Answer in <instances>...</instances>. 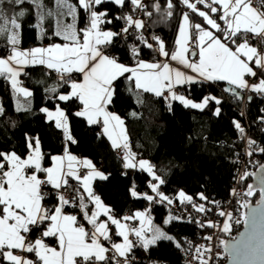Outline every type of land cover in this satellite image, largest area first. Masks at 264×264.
Masks as SVG:
<instances>
[{
    "label": "snow or ice",
    "instance_id": "1",
    "mask_svg": "<svg viewBox=\"0 0 264 264\" xmlns=\"http://www.w3.org/2000/svg\"><path fill=\"white\" fill-rule=\"evenodd\" d=\"M53 2L55 11L48 9L43 0H27L37 10L34 27L39 29L41 38L45 35L46 17L56 16L53 34L61 38L63 43L22 50L19 47L22 26L18 20L26 15V10L21 9L9 16L3 5L7 3L18 7L25 4L26 0H0V36H5L10 46L6 49L7 54L0 52V78L10 82L12 93L17 97L16 111H28L33 96L31 90L22 86L20 77L22 74L27 75L23 69L44 66L54 71L58 74L59 85L47 89L53 94L50 98L62 102L78 101L81 110L74 115L85 118L89 125L102 126V133L111 141L112 148L123 149L124 167H138L157 181L150 183L151 191L156 196L138 193L134 187L131 195L150 202L159 198V202L166 201L172 205L174 200L160 191L165 180L157 175L154 165L148 160L136 159V153L129 144L125 120L109 111L117 91V82L124 77L137 94L151 93L163 98L168 102L169 110L173 101L201 111L210 101L220 105L222 101L215 96H205L202 101L194 102L174 90L178 85H191L200 80L225 81L233 86L225 91L238 99L243 97L237 89L264 96V0H179L191 13L203 18L210 29L201 23H193L189 12H184L175 41L177 48L171 53L166 50L165 42L153 34L150 39L156 42L154 48L144 34L148 25L143 19L135 18L137 12L149 18L153 16L145 0H78L79 7L70 0ZM254 2L258 7L254 6ZM109 4L117 6L119 10L130 6L131 11H121L110 18ZM198 5H203L208 11L201 10ZM175 6L173 0H166L163 11L159 0H154L151 5L165 19L173 16ZM80 10L86 15L82 16ZM210 13L218 14V17L213 18ZM63 17H70L71 22L64 23ZM81 19L83 27H77ZM114 20L123 21L118 30L108 27ZM127 37H133L145 48L170 58L195 75H189L167 62L145 61L140 58L142 49L136 44L130 46V52L136 58L135 66L121 63L117 56L107 50L114 47L118 39ZM193 39L198 52H190L189 44ZM189 53L192 57L198 56V59H190ZM249 78H256L258 82L250 83ZM65 85L68 91L60 92L59 89ZM20 97L26 98V102L22 103ZM247 99L250 102L253 97L249 95ZM4 111L0 105V115ZM40 111L46 114L49 122H54L56 129L62 130L66 141L76 143L65 109L57 104L55 110L43 107ZM260 111L264 113V109ZM214 114L220 116L221 109L216 107ZM259 120L264 123V115ZM233 124L240 133V139H246L248 157H252L255 152L264 153V147L246 137V130L239 121H233ZM28 148L31 153L26 158L16 152H0V264H132L135 248L147 251L160 241H173V236L153 224L149 211H136L131 216L116 218L112 208L105 205L93 188L94 181H106L108 175L98 170L91 160H78L68 150L67 144L63 155L51 156L52 166L49 167L43 166L44 154L39 137L29 138ZM77 165L87 170L86 174L81 175ZM251 175L253 173L244 172L239 177L240 182ZM69 178L75 180L78 186L71 185ZM45 187L53 190L57 201L52 208L44 203L49 195L43 191ZM68 189L75 193L72 199L65 194ZM258 191L257 207L252 208L247 200L243 203L245 209H250L244 213L246 231L231 245L221 241L226 253L231 255L233 264H264V176L260 178ZM232 192L234 194L235 189ZM245 195H256V189L247 186ZM178 199L182 204H192L198 212L209 211L203 204H194L193 197L183 191L178 193ZM200 199L206 201L208 198L201 193ZM89 204L94 206V210L89 208ZM66 207H79L83 219L92 226L91 230L78 222L77 215L67 213ZM218 215L226 217L222 226L207 221L208 227H218L222 232L230 233L233 223L240 222L233 221L232 214L223 210ZM101 216L106 217V220H101ZM182 219L181 216L169 215L164 223ZM133 220L139 221V227L127 223ZM109 222L115 226L114 235L122 238L121 242L113 240ZM204 226L201 224V227ZM32 232L39 233L35 240L29 239L28 234ZM131 236L135 237V241L130 239ZM46 238H54L57 246H50ZM206 239L211 240L212 236ZM103 241L109 242L110 247L105 246ZM175 246L180 248L181 244L176 243ZM16 250L25 255L16 254ZM210 251L204 246L195 249L199 264H209V259L204 257ZM26 254L33 256L29 258Z\"/></svg>",
    "mask_w": 264,
    "mask_h": 264
},
{
    "label": "trees",
    "instance_id": "2",
    "mask_svg": "<svg viewBox=\"0 0 264 264\" xmlns=\"http://www.w3.org/2000/svg\"><path fill=\"white\" fill-rule=\"evenodd\" d=\"M70 2L78 6V0H70ZM145 2L149 4L148 10L153 12V16L147 17L148 27L144 30V34L151 38L153 34L159 33L169 52L176 46L180 19L184 12H189L193 23L206 25L203 18L191 13L179 0H173L176 5L173 16L167 19L151 7L154 0H145ZM43 3L48 9L55 8L53 0H43ZM159 3L163 11L166 0H159ZM203 7V5L199 6V8ZM3 8L6 13L9 12V16L21 9L26 10V15L18 20L22 26L21 46L62 41L53 34L54 16L46 17L45 35L41 38L39 29L34 27L37 22V10L34 5L27 3V0L25 4L18 7L5 3ZM107 8L111 18L113 14L119 15L121 11L128 12L131 7L119 10L117 6L109 4ZM80 12L82 16L86 15L82 10ZM121 25L122 21L114 20L108 27L118 30ZM77 27H83L82 19L77 22ZM129 38L132 44L142 49L140 58L155 59V55L160 57L158 52L145 48L133 37ZM153 45L154 48L157 46L155 41ZM8 47L10 46L7 45L6 37L0 36V52L6 54ZM108 51L117 53L119 60L125 63L136 62L127 44L121 39H118L115 46ZM23 72L27 75H21L22 85L33 92L31 108L28 111H16L10 82L0 78V101L5 110L0 115V152L15 151L25 155L29 150L28 139L39 137L44 154L43 166H47L52 155L61 153L65 149L66 140L62 130L56 129L54 122H49L40 109L55 107L58 104L66 110L71 134L76 140L75 144L68 142L69 151L92 159L108 175L106 181L97 179L95 188L101 199L112 208L114 215L123 217L131 215L137 209L148 208L155 221L163 224L165 230L174 237L173 241H160L147 251L141 248L150 258L158 261L186 264L181 248L186 245V241L195 238L199 222L193 215L189 219L183 218L170 224L163 223L168 214L181 216L184 204H188L180 203L177 196L180 190L192 196L193 203L205 201L200 199L201 193L208 198L206 201H214L230 194L238 169L236 156L242 153L247 143L246 139H240V133L234 127L233 121H240L246 130V137L255 140L258 146L264 147V123L259 120V117L264 115L260 111L264 109V96L249 92L245 99L244 97L238 99L224 90L227 84L225 81H199L191 85H182L185 91L184 96L193 101H199L211 95L222 101L220 105L210 101L209 105L201 111L185 107L179 101H173L169 110L168 102L163 98H157L151 93L137 94L131 83L121 77L117 82V91L109 108L123 117L131 149L139 152L141 157L148 159L154 165L157 175L165 180V184L160 186V191L164 195L171 196L177 206L169 205L166 201L159 202V198L151 202L142 198L138 199L131 195V189L134 187L141 194H145L143 191L146 190V194L152 195L149 185L152 177L146 171L124 167L123 158L112 148L99 126L89 125L85 118L74 115L81 107L78 101L62 102L50 98L53 94L47 89L59 85L53 71H48L43 66H35L25 67ZM59 91H68L67 85ZM249 95L253 97L250 102L247 100ZM216 107L221 109L220 116L214 114ZM242 110L245 116L241 115ZM255 153L258 155L256 169L264 166V153ZM69 182L73 186L77 183L72 180ZM251 183L250 176L244 184L245 193L247 186ZM258 196L259 191L256 190V195L246 196V200L248 197L251 202H254ZM50 200L53 203L56 199L53 197ZM66 210L75 212L79 208L66 207ZM35 233L37 232H32L30 235ZM48 240L54 242V238H48ZM176 243H180L181 247L177 248Z\"/></svg>",
    "mask_w": 264,
    "mask_h": 264
},
{
    "label": "built area",
    "instance_id": "3",
    "mask_svg": "<svg viewBox=\"0 0 264 264\" xmlns=\"http://www.w3.org/2000/svg\"><path fill=\"white\" fill-rule=\"evenodd\" d=\"M200 5H198L199 7ZM254 6H257L254 2ZM131 11V8L128 10V12ZM135 18L138 19H143L145 22H147V16L144 15L143 13H135ZM217 18V17H214ZM123 24V21H122ZM113 30H115L113 27H110ZM131 31V30H130ZM194 31V30H192ZM155 35L160 36L159 33H156ZM147 37V36H146ZM122 42H125L127 44L128 49L130 51V46L133 45L132 41L129 37L127 38H120ZM149 42L153 43V41L149 37ZM196 46V41L193 39V41L190 42L189 48L190 49H195ZM108 51V50H107ZM109 52V51H108ZM110 53V52H109ZM111 55H118L117 53H110ZM155 59H159L160 57L158 55L154 56ZM54 73V76L56 80L58 81V74ZM255 78H249L250 83H255ZM177 93L180 95H184L185 91L184 88L178 87L176 89ZM243 93L244 99L248 95L249 91L248 90H241ZM167 95V93H166ZM243 116H245L244 110H242ZM240 122V121H239ZM241 123V122H240ZM264 127V125H263ZM262 146V145H260ZM248 150V145L245 143L244 148L242 153H238L236 156V160L238 161V169L236 171V175L234 178L233 182V189H235V193L233 194L232 190L230 194L227 197L224 198H219L214 201H200V202H195L194 204L200 205L203 204L207 211L206 213L198 212L191 204H184L183 209H182V214L181 217L189 219L192 215L198 220V227L196 228V234L195 238L186 241V245L181 248V253L184 256V261L186 264H199V261L195 258L196 257V252L195 249L197 247H207L210 248L211 251L209 253H206L205 259H209V264H225L227 261V254L224 251V247L221 244V241H228L230 239H233L236 237V235L240 232L242 225H243V220H244V213H245V208L243 207L244 201H246V196H245V181L240 182L239 177L242 175L244 172H249L252 173L255 170V165L257 162V154H253L252 157H248L246 155V152ZM116 152L118 154H122V149H116ZM138 156H140V153H136ZM81 174H84L83 171H81ZM250 177V176H249ZM248 177V178H249ZM78 186L77 183H75L74 187ZM43 191L46 193H49V195L46 197L44 203L47 207L52 208V202L51 198L55 197L53 195V190L50 187H45L43 188ZM95 193L98 194V190L94 189ZM143 193H146V190L143 191ZM66 196L69 199H72L75 195L72 189H68L65 192ZM169 198L172 199L170 196ZM213 202H218V203H213ZM78 204V201H77ZM173 206H177V203L174 202ZM223 210L226 213H231L233 216V221L239 220V223H233L232 225V231L230 233H224L220 230V228L216 227H208L206 222L207 221H212L218 225L223 224V222L226 220V217H220L218 213ZM73 214L77 215L78 222L83 223V217L80 214V211L77 210L73 212ZM131 226L135 225V221H128ZM201 224H204V227H201ZM91 226H87V230H91ZM212 236L211 240L206 239V237ZM132 239L135 241V237L131 236ZM186 240V239H185ZM110 247V245H107ZM142 252V253H141ZM135 259L132 261V264H169L166 261H158L153 258H150L141 248H135L132 254Z\"/></svg>",
    "mask_w": 264,
    "mask_h": 264
},
{
    "label": "crops",
    "instance_id": "4",
    "mask_svg": "<svg viewBox=\"0 0 264 264\" xmlns=\"http://www.w3.org/2000/svg\"><path fill=\"white\" fill-rule=\"evenodd\" d=\"M201 10H204V11H208V9H206L205 7H203V8H201ZM7 14L8 15H10L9 14V12H7ZM210 15H212L213 16V18H214V16H217L218 17V14H211L210 13ZM190 19H191V21L193 22V20H192V18L190 17ZM181 22H182V16H181V19H180V24H181ZM218 22L219 23H221L222 24V21H219L218 20ZM180 24H179V26H180ZM204 27H206V28H209L210 29V26H208V25H205ZM179 29V28H178ZM214 31V30H213ZM178 38V32H177V37H176V39ZM54 43H63V41H57V42H42V43H39V44H29V45H27V46H21V45H19V47L22 49V50H28V49H31V48H34V47H47V46H50L51 44H54ZM176 48H177V46H175V48L171 51V52H173V51H175L176 50ZM197 51L198 52V49L195 47V49H190V52L191 51ZM170 52V53H171ZM7 54V53H6ZM189 58L190 59H192V60H196V59H198V56L197 57H192L191 55H190V53H189ZM145 61H149V62H155V61H160V62H167V63H169L172 67H174V68H179L180 70H182V71H184V72H186L187 74H189V75H195L194 73H192L191 72V70L190 69H186V68H184L182 65H179L177 62H175V61H171L170 60V58H165V57H162V56H160V58L159 59H144ZM121 63H124L125 65H128V66H135V63H132V64H129V63H125V62H123V61H121V60H119ZM44 67V66H43ZM48 70V69H47ZM48 71H51V70H48ZM75 75V74H74ZM200 81H203V80H200ZM256 82H258L257 80H255V83ZM23 86V85H22ZM182 85H178V86H176L175 87V91H176V89L178 88V87H181ZM23 87H25V86H23ZM27 88V87H26ZM177 92V91H176ZM177 94H179V93H177ZM180 95V94H179ZM186 97V96H185ZM187 98V97H186ZM189 99V98H188ZM14 100H15V106H16V100H17V97L14 95ZM20 100H21V102L22 103H25L26 102V98H23V97H20ZM0 105H1V101H0ZM29 107V109L31 108V98H30V105L28 106ZM49 110H55V107H47ZM79 110H81V107L79 108ZM78 110V111H79ZM109 111H111V112H113V113H115V114H117V115H119L122 119H123V117L120 115V114H118V113H116V112H114V111H112L110 108H109ZM45 116H46V114H45ZM86 120V119H85ZM87 121V120H86ZM97 126H99V128H100V131L102 132V126L101 125H99V124H97ZM125 127H126V125H125ZM127 129V128H126ZM127 135H128V133H127ZM107 137V136H106ZM129 137V136H128ZM108 139V138H107ZM109 142H110V144H111V141L109 140ZM67 144V146H68V141H66V143H65V145ZM129 144H130V142H129ZM40 148H41V145H40ZM65 150V149H64ZM64 150L61 152V153H57V154H54V155H63V153H64ZM69 150V149H68ZM115 151H116V149H115ZM133 151V150H132ZM11 152H15V151H8V152H4V153H11ZM41 152H42V150H41ZM71 152V151H70ZM134 153H137V152H135V151H133ZM17 153V152H16ZM31 153V149H29L28 150V152L25 154V155H20V154H18V155H20L22 158H26V156L28 155V154H30ZM71 154H73V155H75L76 157H77V159L78 160H82V159H89V160H91L92 162H93V164L96 166V168L98 169V170H100V171H102V172H104L103 171V169L99 166V165H97L92 159H90V158H88V157H84V156H79V155H76V154H74V153H72L71 152ZM118 154V153H117ZM54 155H52V156H54ZM119 155H121V157L123 158V156H124V151H123V149H122V154H119ZM141 156H138L137 154H136V159L138 160L139 158H140ZM2 159V158H1ZM124 160V159H123ZM124 163H125V161H124ZM49 166H52V161H50V163L47 165V166H45V167H49ZM77 168L80 170V173H81V171H83L84 172V174H86V171L87 170H85V169H82V168H80V166L79 165H77ZM127 169V168H126ZM136 169H139L138 167L136 168ZM105 173V172H104ZM41 175V177H43V174H40ZM81 175H83V174H81ZM69 180H72L71 178H69ZM72 181H74V182H76L75 180H72ZM93 188L94 189H96L95 188V181L93 182ZM80 191L81 192H83V189L81 188L80 189ZM98 195H99V193H98ZM85 196H86V194H85ZM86 202H87V200H86ZM104 202V201H103ZM57 203V201L56 200H54V202L52 203V207L55 205ZM78 203H79V201H78ZM105 203V202H104ZM105 205L106 206H109L108 204H106L105 203ZM110 207V206H109ZM79 208V207H78ZM89 208L91 209V210H94V206H92L91 204H89ZM65 211L67 212V213H69V214H73V212H69V211H67L66 209H65ZM79 211H80V214H81V216L83 217V213L81 212V210H80V208H79ZM75 215V214H74ZM113 215H114V213H113ZM126 216V215H125ZM128 216V215H127ZM116 218H122V217H117V216H115ZM124 217V216H123ZM101 220H106V217H103V216H101V218H100ZM127 223H129L128 221H127ZM84 226H85V228H87V226H91V225H89V224H87V221L86 220H84L83 219V223H82ZM135 224H136V222H135ZM92 227V226H91ZM109 227H110V229H112V232H113V240L115 241V242H121L122 241V238H120V237H117V236H115L114 235V233H115V226L114 225H111V223L109 222ZM133 227H135V225L133 226ZM29 235V239L30 240H35L38 236H39V233L37 232V233H35V234H33V235H30V233L28 234ZM46 242L47 243H49V245L50 246H53V247H56L57 245H56V243H55V240H54V242H49V240H48V238H46ZM103 243L105 244V246H107V245H110L109 244V242H107V241H103ZM16 254H22V255H25V254H23V253H20L18 250H16ZM29 258H31V256H33V254H26ZM2 264H7V262H2Z\"/></svg>",
    "mask_w": 264,
    "mask_h": 264
},
{
    "label": "water",
    "instance_id": "5",
    "mask_svg": "<svg viewBox=\"0 0 264 264\" xmlns=\"http://www.w3.org/2000/svg\"><path fill=\"white\" fill-rule=\"evenodd\" d=\"M229 87H233V86H230L228 83L224 86V90L225 89H227V88H229ZM237 91L238 92H240V95L243 97V93L241 92V91H239L238 89H237ZM248 100V99H247ZM258 154H261V153H259V152H257ZM263 167H259L258 169H256L255 171H253L252 173H253V175H251V178H252V183H251V186H253L254 188L256 187L257 189H259V187H260V178L262 177V175H261V169H262ZM258 201H259V196H258V198L256 199V201H254V202H249L250 203V205H251V207L252 208H255V207H257V205H258ZM250 211V209H246L245 210V212H249ZM246 231V225L243 223V225H242V228H241V230H240V232L236 235V237L235 238H233V239H230V240H228V241H226L229 245H231L232 243H234L235 242V240L236 239H238L239 237H240V235L242 234V233H244ZM224 251H225V249H224ZM226 252V251H225ZM227 254V261H226V263L225 264H233V262H232V258H231V255L230 254H228V253H226Z\"/></svg>",
    "mask_w": 264,
    "mask_h": 264
},
{
    "label": "rangeland",
    "instance_id": "6",
    "mask_svg": "<svg viewBox=\"0 0 264 264\" xmlns=\"http://www.w3.org/2000/svg\"><path fill=\"white\" fill-rule=\"evenodd\" d=\"M55 10H56V9L54 8L53 11H55ZM54 18H55V22H56V16H54ZM63 22H64V23H70V22H71V18H70V17H63ZM200 101H202V100H199V101H195V100H194V102H200ZM141 159H143V160H148V159H146V158H144V157H140L138 160H141ZM150 183H157V181L151 180ZM150 183H149V185H150ZM180 191H182V190H180ZM180 191H179V192H180ZM179 192H178V193H179ZM154 194H155V193L152 192V195H154ZM163 194H164V193H163ZM177 196H178V194H177ZM136 211H149V215L151 216V218H152V220H153V224H154L155 226H157V227L162 228L165 232H167V230H165L163 224L158 223L157 221H155V219H154L152 213L150 212V210H149L148 208L137 209V210L134 211V213H135ZM134 213H132L131 215H133ZM131 215H128V216H131ZM169 215H170V214H168V215L165 217V220L167 219V217H168ZM134 221H135V220H134ZM122 222H123V221H122ZM163 223H164V221H163ZM135 227H139V221H138V220H136ZM167 233H168L169 235H171V233H169V232H167ZM171 236H172V235H171ZM130 239H132V237H130Z\"/></svg>",
    "mask_w": 264,
    "mask_h": 264
},
{
    "label": "flooded vegetation",
    "instance_id": "7",
    "mask_svg": "<svg viewBox=\"0 0 264 264\" xmlns=\"http://www.w3.org/2000/svg\"><path fill=\"white\" fill-rule=\"evenodd\" d=\"M258 168H259V167H257L256 169H258ZM256 169H255V170H256ZM260 172H261V175L264 176V167L261 169ZM254 189L258 190L256 187H255ZM247 201H248V202H251V201L249 200L248 197H247Z\"/></svg>",
    "mask_w": 264,
    "mask_h": 264
}]
</instances>
